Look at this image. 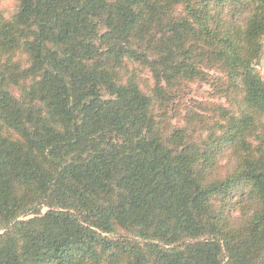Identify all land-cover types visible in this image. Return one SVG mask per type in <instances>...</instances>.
Instances as JSON below:
<instances>
[{"label":"trees","instance_id":"16d2710c","mask_svg":"<svg viewBox=\"0 0 264 264\" xmlns=\"http://www.w3.org/2000/svg\"><path fill=\"white\" fill-rule=\"evenodd\" d=\"M5 1L0 264H264V0Z\"/></svg>","mask_w":264,"mask_h":264},{"label":"rangeland","instance_id":"374dc122","mask_svg":"<svg viewBox=\"0 0 264 264\" xmlns=\"http://www.w3.org/2000/svg\"><path fill=\"white\" fill-rule=\"evenodd\" d=\"M15 4V0H7L2 3L7 8V11L10 12L13 10V6ZM257 69L260 71V73L264 76V50L263 54L260 58V60L256 64ZM217 69L213 70H208L212 74H216ZM210 86L207 83L204 82H199L198 84H195L191 87V89H188L186 99L191 100V99H198V100H203L205 103H214L218 101L215 97H211L208 93L210 92ZM221 101H224L222 99ZM226 160H224V163Z\"/></svg>","mask_w":264,"mask_h":264}]
</instances>
